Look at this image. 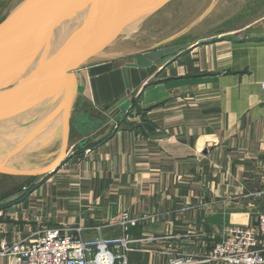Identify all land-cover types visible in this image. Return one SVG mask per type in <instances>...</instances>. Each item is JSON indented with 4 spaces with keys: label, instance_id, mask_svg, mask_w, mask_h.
Returning <instances> with one entry per match:
<instances>
[{
    "label": "crops",
    "instance_id": "crops-1",
    "mask_svg": "<svg viewBox=\"0 0 264 264\" xmlns=\"http://www.w3.org/2000/svg\"><path fill=\"white\" fill-rule=\"evenodd\" d=\"M193 29L162 46L159 58L145 57L143 66L132 64L156 40L147 46L135 43L124 55L80 70L93 104L105 110L128 84L134 107L121 122L110 118L99 128L87 118L104 120L109 114L87 110L82 122L93 131L80 136L73 131L70 144L87 136L106 137L69 152L48 177L61 176L79 162L75 176H82L87 195L97 189L105 202L112 200L101 210L113 216L125 210L153 215L132 243L138 249L131 253L143 256V264H167L173 250L192 255L199 264H216L203 262L205 253L225 230L253 223L264 204L258 195L264 192V15L245 19L231 33L195 37ZM28 195L18 206L3 208L0 243L36 230L8 218ZM0 264H8V258L0 257Z\"/></svg>",
    "mask_w": 264,
    "mask_h": 264
},
{
    "label": "water",
    "instance_id": "water-1",
    "mask_svg": "<svg viewBox=\"0 0 264 264\" xmlns=\"http://www.w3.org/2000/svg\"><path fill=\"white\" fill-rule=\"evenodd\" d=\"M170 1L42 0L41 10L49 9L42 16L45 20L32 22L28 18L20 27L12 26L15 32L9 34L11 37L5 43L0 44L1 175L30 177L38 179L40 183L70 157L67 152L73 131L85 133L88 126L83 125V119L79 118L80 95L84 85L79 71L91 64L87 62L91 57L139 29ZM24 2L15 15L25 12L32 0ZM214 6L212 2L183 28L146 47L143 52L145 56L137 54L132 65L143 66L145 57L153 60L162 56V46L191 31ZM52 17V22L44 23ZM9 20L3 24L14 23ZM2 35L0 31V37ZM40 35L38 39L36 36ZM30 40L39 46L24 48ZM130 92L126 84L125 93L105 106L109 118L100 120L94 128L107 125L110 118L120 122L127 118L134 107L127 97ZM54 99V109H45L48 115L32 126L27 124L25 128L19 127L22 123H28L26 118L31 107L38 106L37 110H41ZM93 119L96 118H87L89 122ZM7 125H13L12 130L2 129ZM87 132H91V129ZM25 191L5 197L0 200V205L15 202L26 194Z\"/></svg>",
    "mask_w": 264,
    "mask_h": 264
},
{
    "label": "rangeland",
    "instance_id": "rangeland-1",
    "mask_svg": "<svg viewBox=\"0 0 264 264\" xmlns=\"http://www.w3.org/2000/svg\"><path fill=\"white\" fill-rule=\"evenodd\" d=\"M21 1L25 3L24 0H0V26L19 8L22 3ZM212 2L215 3L214 8L203 19L204 21L201 25L194 27L192 31L193 36L201 37L224 30L225 32L231 33L240 27L245 19L250 21L251 19L264 15V0H172L148 19L139 29L136 30L135 33L130 32L129 35H125L117 42H114L113 44L111 43L112 45L110 44L109 47L103 51V53H105L111 51L112 48H115L118 53H113V55L109 57L108 53H105L106 56H103V53H100V58L94 59L93 57V60L89 61V63H99V61L114 57V55H124L128 50L131 51V49L134 48L135 43L141 46H147L152 43V41H158L163 36L178 29L184 23L196 19ZM122 60L123 59L117 60V63L115 62V64L118 65ZM79 72L82 73L81 78L85 85L86 79L83 77V73L85 72ZM124 77L126 79L125 73ZM84 85L82 86L83 91L80 95L81 102L79 107V118L84 120L86 118L84 114L87 110H89L88 112L91 114H98L100 116L102 114L104 115L105 110L97 103L94 102L93 104V101H91L90 98L91 95L87 93V90L85 91L86 93L84 92ZM92 106H94V109L91 108ZM141 110L142 109L139 107L136 108L137 113L141 112ZM132 118L133 117H131V119ZM114 121L115 120L113 119V122ZM99 122H101L100 119H93L92 126H97ZM82 124L88 125L84 123ZM131 124H134V122L131 121ZM12 127L13 125H7L6 127L3 126L2 129L12 130ZM77 127L79 129L80 124H78ZM87 131L88 126L86 132ZM74 133L76 136L80 134L79 130H74ZM100 138H102L100 135L95 137L87 136L80 138L77 142L73 139L71 144L69 142V150L67 153L72 152V150L76 151L80 147L94 145L96 141L100 140ZM79 165V162L75 165L73 163L69 164L61 176L50 177L51 180H49V178L42 180L43 182L41 181V186L32 189L26 194H29L27 197H31L25 201L23 205L15 207V212L11 213L8 218L18 221L19 223L27 222L31 227H37L33 233L28 235L29 237L24 236L17 240L36 237L37 232L42 228L55 227L60 224L69 226L73 229H79L81 237L85 240L111 238L125 234L128 239L134 242V235H140L139 232H141L143 225L148 223L153 215L143 213L133 216L125 210L118 212L113 216L105 212L104 209L101 210L107 201L112 202V200L108 199L105 202L103 197H101L102 195L99 196L97 189H92L93 194L87 195L85 188L82 186L85 184L82 176H75L79 175ZM91 179L96 180L97 176H92ZM35 181L36 180L30 177L6 176L0 174V200L20 191L28 190V187L31 186V184L39 183V180ZM20 199H22V197L15 200V202H10L7 206H18L21 202ZM123 212L128 216L126 224L121 222ZM3 215V208H1L0 217H4ZM228 230L229 229L225 230L223 235ZM17 240L13 239L12 241H7L6 239H3L1 240L0 245L3 242L11 243ZM131 246L136 250L138 249L132 244ZM137 256L138 258L134 257L132 259L133 263L142 264V262H144L143 256ZM0 257L4 256L0 255ZM177 257H184L186 259L191 258L197 261L195 264L201 263L192 255L187 256V254L173 250V255L169 261H167V264H170L171 260ZM7 258L8 264H11V258ZM203 262L212 261H207L204 258ZM216 264L222 263L217 261Z\"/></svg>",
    "mask_w": 264,
    "mask_h": 264
},
{
    "label": "built area",
    "instance_id": "built-area-1",
    "mask_svg": "<svg viewBox=\"0 0 264 264\" xmlns=\"http://www.w3.org/2000/svg\"><path fill=\"white\" fill-rule=\"evenodd\" d=\"M261 86L264 89V82ZM258 195L264 196V192ZM127 219L123 212L121 222L126 224ZM132 243L125 234L85 240L79 229L60 224L42 228L33 238L3 242L0 255L10 257L11 264H129ZM204 258L223 264H264V204L253 223L229 228ZM196 262L177 257L170 264Z\"/></svg>",
    "mask_w": 264,
    "mask_h": 264
},
{
    "label": "bare ground",
    "instance_id": "bare-ground-1",
    "mask_svg": "<svg viewBox=\"0 0 264 264\" xmlns=\"http://www.w3.org/2000/svg\"><path fill=\"white\" fill-rule=\"evenodd\" d=\"M40 1H42V0H32V2L26 7V10H25V12L23 11V13H21V14H17V15H15V12L17 11H15V12H13V14L8 18V20L9 21H12V22H14V23H9V24H6V25H4V24H2L1 25V28H2V30H0V31H2V36L0 37V44L1 43H5L7 40H8V38H9V34H11V33H13V32H15V30L13 29V27L12 26H14L15 28H18V27H20L21 25H22V23H24L28 18H30L31 19V21L32 22H35V21H38V19H42V20H45L46 18H42V16L44 15V12H45V14H46V12H48V10L49 9H47L46 11L45 10H41V5H40ZM60 0H58V2H59ZM22 2V1H21ZM23 3V2H22ZM21 3V4H22ZM20 4V5H21ZM54 12H55V10H54ZM50 13H48V15H49ZM54 14V13H53ZM52 14V15H53ZM51 15V16H52ZM50 16V17H51ZM7 20V19H6ZM52 20H53V17L51 18V19H49L47 22L46 21H44V23H47V24H49V22L51 21L52 22ZM4 22H6V21H4ZM21 24V25H20ZM40 34V32L38 33V34H36V35H39ZM48 36V35H47ZM11 37V36H10ZM28 38H31L32 40L34 39V37H31V36H27ZM36 37H38V39L41 37V35L40 36H36ZM46 39H47V37H46ZM32 40H30V43H26L25 45H24V48H26V46L28 47V48H37L38 46H39V44H33V41ZM32 41V42H31ZM112 45V44H111ZM114 47V46H113ZM100 53H103V52H100ZM100 53H98L95 57H94V59L95 58H100L101 56L99 55ZM105 53H108V57L109 56H112L113 55V53H118V51H117V49H115V48H112V50L111 51H108V52H105ZM105 53H103V56H106V54ZM93 57H91L87 62L89 63V61H91V60H93ZM82 75V74H81ZM55 100L56 99H54V101L51 103V102H49V103H47L41 110H37V108H38V106H36V107H31L32 108V110L31 109H29L30 110V112L28 111V113H27V120H28V123H26V124H23L22 123V126H19V127H23V128H25V126L27 125V124H31L30 126H32V124H35V123H37V121H39L40 119H42V118H44L45 117V115H48V111L47 110H45V109H50L51 107H53V109H54V107H55V104H56V102H55ZM22 115V114H21ZM20 115V116H21ZM26 119H24V120H22V122L23 121H25ZM32 129H33V127H32Z\"/></svg>",
    "mask_w": 264,
    "mask_h": 264
},
{
    "label": "trees",
    "instance_id": "trees-1",
    "mask_svg": "<svg viewBox=\"0 0 264 264\" xmlns=\"http://www.w3.org/2000/svg\"><path fill=\"white\" fill-rule=\"evenodd\" d=\"M133 103H134V102H133ZM91 131H93V129H92ZM105 137H106V136H103L102 138H100V140L96 141L95 144H96V143H99V142H101V141H103ZM80 148H83V147H80ZM80 148H79V149H80ZM32 179H33V178H32ZM34 180L38 181V179H34ZM36 181H35V182H36ZM37 183H38V182H37ZM38 185H39V183H38V184H34V183L31 184V186L28 187V190L25 191L26 194H27L28 192H30L32 189L38 187ZM26 194H25V195H26ZM25 195H24V196H25ZM24 196H23V197H24ZM23 197H22V198H23ZM5 206H7V204L0 205V209H1V208H4ZM137 255H138V254H136V253H134V252H133V253L130 252V254H129V264H135V263H133L132 259H133L134 257L138 258ZM142 264H143V262H142Z\"/></svg>",
    "mask_w": 264,
    "mask_h": 264
}]
</instances>
